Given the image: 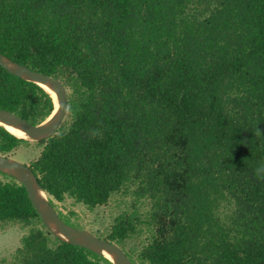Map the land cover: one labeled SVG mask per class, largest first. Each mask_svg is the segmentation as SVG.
<instances>
[{
	"label": "trees",
	"instance_id": "obj_1",
	"mask_svg": "<svg viewBox=\"0 0 264 264\" xmlns=\"http://www.w3.org/2000/svg\"><path fill=\"white\" fill-rule=\"evenodd\" d=\"M0 53L66 88L28 164L51 205L117 196L97 236L133 264H264V0H0ZM0 108L37 124L53 101L0 66ZM21 143L0 125L1 155ZM0 175V226L27 228L0 264H112Z\"/></svg>",
	"mask_w": 264,
	"mask_h": 264
},
{
	"label": "water",
	"instance_id": "obj_2",
	"mask_svg": "<svg viewBox=\"0 0 264 264\" xmlns=\"http://www.w3.org/2000/svg\"><path fill=\"white\" fill-rule=\"evenodd\" d=\"M0 66L20 79L37 84L49 94L50 92L45 87L51 89L56 96V105L52 98L53 109L42 122L31 124L17 114L0 108V125L4 129L6 128L2 124L21 130L24 136H15L29 141H40L52 136L66 114L67 91L65 86L60 80L32 70L2 53H0ZM50 96L52 97L51 94ZM54 110L55 113L49 118ZM0 172L13 177L24 186L27 197L39 215L41 223L53 236L63 242L85 248L96 255L102 256L112 264H133L126 253L115 243L98 237L87 229L76 228L65 223L58 215L56 209L50 204L49 195L41 187L37 177L27 164L0 154Z\"/></svg>",
	"mask_w": 264,
	"mask_h": 264
},
{
	"label": "rangeland",
	"instance_id": "obj_3",
	"mask_svg": "<svg viewBox=\"0 0 264 264\" xmlns=\"http://www.w3.org/2000/svg\"><path fill=\"white\" fill-rule=\"evenodd\" d=\"M40 149L41 147L36 145L35 141H29L28 144L21 143L8 156L28 165ZM0 179L5 181L8 178L0 175ZM117 198L116 196L107 205L98 206L93 210L87 209L81 203L74 202L69 197L62 202L53 200L54 206H52L56 211H60L62 215L68 216L72 222L71 224L76 228L87 229L97 236V234L105 231L118 212L119 209L115 205V199ZM26 232L27 228H21L18 225L0 226V260L10 256L14 249L19 246L20 238Z\"/></svg>",
	"mask_w": 264,
	"mask_h": 264
},
{
	"label": "bare ground",
	"instance_id": "obj_4",
	"mask_svg": "<svg viewBox=\"0 0 264 264\" xmlns=\"http://www.w3.org/2000/svg\"><path fill=\"white\" fill-rule=\"evenodd\" d=\"M46 88V90L47 91H49L50 92V94L52 95V98H53V100H54V102H55V105H56V96H55V94H54V92L51 90V89H49V88H47V87H45ZM55 113V110L52 112V114L49 116V118L50 117H52V115ZM48 118V119H49ZM9 132H11V133H13L14 135H17V136H19V137H23L24 136V134H23V132L21 131V130H19V129H17V128H13V127H11V126H9V125H5V124H2Z\"/></svg>",
	"mask_w": 264,
	"mask_h": 264
},
{
	"label": "clouds",
	"instance_id": "obj_5",
	"mask_svg": "<svg viewBox=\"0 0 264 264\" xmlns=\"http://www.w3.org/2000/svg\"><path fill=\"white\" fill-rule=\"evenodd\" d=\"M255 175L258 179H264V165H260L255 169Z\"/></svg>",
	"mask_w": 264,
	"mask_h": 264
}]
</instances>
